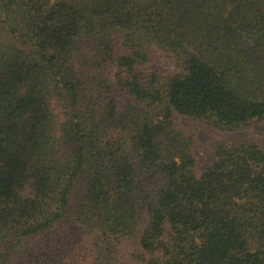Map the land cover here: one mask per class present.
Returning <instances> with one entry per match:
<instances>
[{
	"label": "trees",
	"instance_id": "obj_1",
	"mask_svg": "<svg viewBox=\"0 0 264 264\" xmlns=\"http://www.w3.org/2000/svg\"><path fill=\"white\" fill-rule=\"evenodd\" d=\"M256 123L264 0H0V264H264Z\"/></svg>",
	"mask_w": 264,
	"mask_h": 264
},
{
	"label": "rangeland",
	"instance_id": "obj_2",
	"mask_svg": "<svg viewBox=\"0 0 264 264\" xmlns=\"http://www.w3.org/2000/svg\"><path fill=\"white\" fill-rule=\"evenodd\" d=\"M157 55L160 57V62H151L142 69L146 75L150 76L157 71L165 72L168 75H174L178 72L175 60L163 53H158ZM120 78L121 75H119L118 72H112L111 80L116 87H118ZM119 95L121 96V100H123V104L132 102L126 95H123L122 93H119ZM181 122L185 125L189 123L186 119H181ZM263 133L264 123H256L251 127L233 132H220L205 125H200V130L197 136L199 145L198 149L195 151L197 159V174L199 176L204 174L216 161L214 154L209 151L210 146L226 140L231 143L256 144L262 147L264 141ZM139 219L141 228L144 230L148 222V216L145 213H140ZM140 251L137 243L133 241H125L121 247L120 260L126 264H143L135 258Z\"/></svg>",
	"mask_w": 264,
	"mask_h": 264
}]
</instances>
